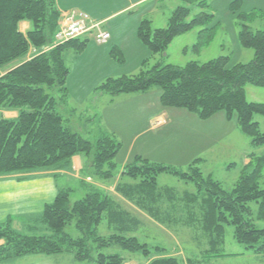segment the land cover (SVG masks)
I'll return each instance as SVG.
<instances>
[{
    "label": "trees",
    "instance_id": "1",
    "mask_svg": "<svg viewBox=\"0 0 264 264\" xmlns=\"http://www.w3.org/2000/svg\"><path fill=\"white\" fill-rule=\"evenodd\" d=\"M238 2L233 8H237ZM199 6L205 9L209 4L203 0ZM190 15V8L179 7L173 11L168 26L162 29H154L152 22L144 19L138 27L137 38L154 58L162 56L174 38L214 18L202 11L186 22ZM251 16L241 14L247 21ZM61 19L57 0H0V70L21 61L0 77V109L19 111L16 119H0V176L54 168L83 155L88 161L86 174L96 176L97 181H109L119 174L115 159L122 145L102 130L92 142L73 128L65 109L71 71L65 65L64 53L68 49L82 53L88 46V39L85 36L84 40L81 37L56 44ZM21 22L31 24L26 34L20 31ZM212 38L213 30L205 29L195 49H201ZM239 40L244 48L255 52L253 61L248 64L228 68L229 57L206 63L192 61L184 67L164 65L160 61L137 75L108 78L99 90L117 97L159 87L163 107L194 112L204 120L221 111L228 119L236 114L238 127L252 139L251 145L264 149V133L253 120L255 115L264 117V103H251L245 97L248 84L264 88V30L253 32L244 25ZM147 63L145 60L143 66ZM251 158L250 164L256 160L254 169L250 173L243 172L231 190L224 189L211 175L205 176L199 166L200 160L183 171L137 157L135 163L122 170L123 179L117 183L115 192L157 224L192 226V221L196 222L210 248L202 257L187 258L183 263L178 257L164 254V248L141 242L136 233L144 223L135 212L115 196L86 183L89 187L83 198L72 202V189L63 188L52 203L45 205L41 223L49 234H21L13 228L11 218L1 223L0 240L5 243L0 246V262L27 255L69 253L80 262L126 264L131 259L120 252L104 253L105 249H120L129 255L142 256L148 264H201L226 256L210 251L224 244L227 226L234 228L233 236L238 243L257 254H264V227L258 225V222L264 223V153L256 159L251 155ZM162 174L193 182L197 189L186 191L180 197L175 188L159 186L158 178ZM126 178L133 183H124ZM202 194L208 196L210 204L204 215L196 212L197 199ZM251 204L258 205L257 211ZM174 205L180 206L179 210L189 216L185 222L172 218L176 213ZM104 222L107 233L101 236L99 228ZM72 223H75L78 238L66 232Z\"/></svg>",
    "mask_w": 264,
    "mask_h": 264
},
{
    "label": "rangeland",
    "instance_id": "2",
    "mask_svg": "<svg viewBox=\"0 0 264 264\" xmlns=\"http://www.w3.org/2000/svg\"><path fill=\"white\" fill-rule=\"evenodd\" d=\"M201 1L203 0L189 2L154 0L137 7L128 15L138 19L140 16L138 13L145 10L150 12L149 20L154 29L166 28L173 11L179 7L191 9V15L186 22H190L202 11L214 16L208 24L174 38L162 56L154 58L144 45L135 42L133 35L127 31H121L120 28L112 34L107 44H99L93 35H89L86 36L88 46L85 51L77 54L73 49H68L64 53L65 65L71 71L67 79L68 98L65 104L67 115L74 124L73 128L83 138L94 142L102 130L113 135L121 143V150L115 159L116 171L120 174L116 175L118 179H123L121 174L123 168L135 163L137 157L149 160L153 164L183 171H187L194 161L200 160L199 166L205 176L211 175L214 180L222 183L224 189L231 190L243 172L250 173L254 169L256 160L247 166V160H250L251 155H255L256 159L264 153L262 147H253L252 139L241 132L236 114L228 119L226 113L221 111L204 120L194 112L163 107L160 103L162 90L159 87H154L145 93L117 97L99 90L108 78L137 75L141 70H149L160 61L164 65L184 67L192 61L206 63L220 57H229L228 68L252 62L255 52L240 44L239 35L244 25L249 26L253 32L264 30V0H205L209 4V7L205 9L199 6ZM236 1H239L237 8H233ZM121 3L126 4L125 0ZM244 13L252 14L250 20L241 18V14ZM125 17H117L112 23L124 21L127 19ZM205 29L213 30V38L201 49H195L200 33ZM81 39L84 40L85 37ZM116 44L119 51L114 50ZM145 60L148 61L146 67L143 66ZM245 97L251 103H264V88L248 84L245 86ZM125 108L129 111L122 112ZM159 117L163 119V122L158 123ZM253 120L259 123L260 130L264 133V117L255 115ZM86 171L85 169L84 172L87 173ZM86 176L87 179L89 173ZM116 178L105 183L107 185L115 183ZM93 179L98 180L92 175L90 184ZM123 182L133 183L129 178L124 179ZM62 183L67 184L66 188L72 189L70 196L72 202L83 198L89 187L85 182L77 179L62 181ZM158 184L175 188V193L180 197L186 191L194 192L197 189L193 182H185L170 174L160 175ZM38 198L39 196L36 195L32 200L30 212L33 213L28 215V221H24V216L19 218L18 224L22 227V234L29 236L49 234L46 226L41 223L43 206L41 207ZM52 200L50 199L49 202ZM208 200L206 194H202L197 199L198 214L204 215L208 212L210 208ZM251 205L257 211L258 205ZM173 209L176 211L172 216L173 219L178 218L185 222L189 217L179 210L180 206L174 205ZM135 214L144 223L136 236L141 242L152 247L164 248L166 250L164 254L178 257L185 263L187 258L202 257L207 250H210L202 230L194 221L192 226H185L184 223L161 225L156 224L146 215L137 212ZM258 225L260 228L264 227L263 222H258ZM106 227V222L100 226L101 236L106 235ZM66 232L73 238L79 237L75 223L67 226ZM233 234L234 228L227 226L224 244L221 248L212 247L210 251L211 254L226 256L212 258L201 264H264V254H257L246 249L235 240ZM117 252L131 259L126 264H148L142 256L129 255L130 253L122 252L120 249L104 251L106 254ZM48 257L46 262L37 263V260H34L33 264H94L90 260L77 261L69 253Z\"/></svg>",
    "mask_w": 264,
    "mask_h": 264
},
{
    "label": "crops",
    "instance_id": "3",
    "mask_svg": "<svg viewBox=\"0 0 264 264\" xmlns=\"http://www.w3.org/2000/svg\"><path fill=\"white\" fill-rule=\"evenodd\" d=\"M122 1L123 0H57V6L62 15L70 11L84 12L91 17L93 22L100 23L102 30L110 33L111 36L117 31V28H120L121 31H127L130 35H133L135 42H140L137 38L138 27L142 20L151 19L150 12L145 10L138 13L140 15L138 19L128 15L137 7L154 0H125L126 4H122ZM120 16L128 17H125L127 19L124 21L120 20L112 23L113 19ZM19 28L22 33L26 34L30 30L31 24L29 22H21ZM123 34L126 35L127 33ZM89 35L94 36L93 33ZM115 47L117 48L118 44H116ZM35 52L32 53L34 54ZM20 62L21 61H17L15 64L13 63L14 65L10 66V68L7 67L4 70H0V77L16 67ZM128 111L129 109L125 108L122 112ZM18 115V110L0 109V119L13 120L16 119ZM161 117L158 118V123L163 122ZM250 163L251 161L248 159L247 166L250 165ZM87 165V158L83 155H79L73 157L68 163L58 165L54 168L0 176V224L11 218L13 228L22 234V227L18 224L20 223L19 218L24 216V221H28V215L33 213L30 212V210L32 209V200H34V197L36 195L39 196L37 200L41 203V207L43 206L42 210H44L45 205L55 200L59 190L67 187V184L62 183V181L77 179L87 184L90 183V174L86 179L87 176L84 172L85 166ZM109 181L113 180L111 179ZM120 181L121 179L116 178L115 183L113 182L107 185L105 183L106 181H96L93 179L91 185L115 196L118 200L122 201L126 208L132 209L139 214L146 215L142 211L137 210V208L129 202H126V200L115 192L116 185ZM50 199L53 200L49 202ZM4 243L5 241L0 240V246ZM48 256L49 255H27L0 262V264H33L34 260L40 263L46 262L48 260L47 258H49Z\"/></svg>",
    "mask_w": 264,
    "mask_h": 264
},
{
    "label": "built area",
    "instance_id": "4",
    "mask_svg": "<svg viewBox=\"0 0 264 264\" xmlns=\"http://www.w3.org/2000/svg\"><path fill=\"white\" fill-rule=\"evenodd\" d=\"M94 34L96 42L106 44L111 38L110 33L103 31L100 23L81 11H70L62 15V23L55 37L56 44Z\"/></svg>",
    "mask_w": 264,
    "mask_h": 264
}]
</instances>
